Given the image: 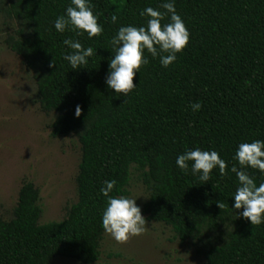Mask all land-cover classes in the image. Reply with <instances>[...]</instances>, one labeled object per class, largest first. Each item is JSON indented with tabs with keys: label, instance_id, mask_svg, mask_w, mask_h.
Here are the masks:
<instances>
[{
	"label": "trees",
	"instance_id": "16d2710c",
	"mask_svg": "<svg viewBox=\"0 0 264 264\" xmlns=\"http://www.w3.org/2000/svg\"><path fill=\"white\" fill-rule=\"evenodd\" d=\"M70 2L0 1V14L16 24L5 43L32 73L42 110L55 113L52 135H74L82 151L78 200L63 220L41 223L40 190L30 181L12 218L0 215V264H53L60 257L98 262L107 203L100 189L114 180L109 195L128 197L133 167L149 194L142 213L182 242L194 241L204 264H264V223L252 225L237 215L243 208H232L238 181L228 171L239 168L233 156L240 143L264 140V0H174L189 42L168 68L145 52L149 62L127 97L105 83L111 38L120 26L146 25L148 18L140 16L146 7L165 12L164 0H91L103 26L92 39L55 30ZM167 22L166 14L161 23ZM65 39L94 49L85 67L72 70L64 60L71 51ZM192 102L201 109L192 112ZM195 148L217 151L227 174L214 169L201 184L181 171L177 156ZM246 171L257 185L264 183L258 170Z\"/></svg>",
	"mask_w": 264,
	"mask_h": 264
},
{
	"label": "rangeland",
	"instance_id": "374dc122",
	"mask_svg": "<svg viewBox=\"0 0 264 264\" xmlns=\"http://www.w3.org/2000/svg\"><path fill=\"white\" fill-rule=\"evenodd\" d=\"M15 27L0 14V215L12 218L19 191L30 181L40 190L41 223L61 221L78 200L81 144L74 135H52L55 113L42 110L32 73L5 43ZM128 190L142 213L149 194L134 167ZM142 215L145 232L124 243L105 233L100 260L94 264H204L194 241L182 242L169 226ZM53 264L81 263L60 257Z\"/></svg>",
	"mask_w": 264,
	"mask_h": 264
},
{
	"label": "clouds",
	"instance_id": "9594fccd",
	"mask_svg": "<svg viewBox=\"0 0 264 264\" xmlns=\"http://www.w3.org/2000/svg\"><path fill=\"white\" fill-rule=\"evenodd\" d=\"M165 12L152 7H146L140 12V16L147 17L146 25L120 26L111 38L110 49L113 52L109 61V71L105 83L115 94L127 97L137 86L133 78L143 65L148 64L145 52L150 53L153 59L159 57V63L163 68H168L177 58L189 42L190 33L181 16L175 10L174 0H164L160 5ZM168 15L169 22L162 25L161 21ZM117 16L110 17L112 23L117 22ZM57 32L63 33L66 28L77 35L87 34L89 39L99 36L103 26L98 23V16L93 12L91 0H71L65 9V14L58 16L54 21ZM70 52L64 54L72 70L85 67L88 58L94 55L92 47H83L79 40L65 39L63 41ZM192 112H197L202 105L199 102L190 103ZM81 108L76 106L75 116L79 117ZM239 164V168L233 165L228 171L235 173L238 186L234 197L233 209H241L238 216L247 219L252 225L264 223V183L256 184L254 178L246 169L258 170L264 175V140L242 142L238 145L233 156ZM189 161L191 165L189 167ZM177 167L184 172L198 177L201 184L208 182L211 173L218 168L219 175L225 176L226 162L215 150H201L195 148L186 150L177 156ZM115 181H104L100 192L107 197L106 207L102 213V227L116 242L124 243L131 237L142 235L146 230V218L142 215L136 199L125 196H110ZM222 209L223 205L218 203Z\"/></svg>",
	"mask_w": 264,
	"mask_h": 264
}]
</instances>
